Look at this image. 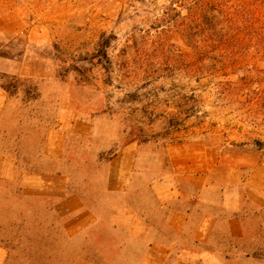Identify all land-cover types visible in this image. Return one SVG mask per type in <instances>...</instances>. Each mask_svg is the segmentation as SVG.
<instances>
[{
    "label": "rangeland",
    "instance_id": "obj_1",
    "mask_svg": "<svg viewBox=\"0 0 264 264\" xmlns=\"http://www.w3.org/2000/svg\"><path fill=\"white\" fill-rule=\"evenodd\" d=\"M0 16V264H264L257 203L234 190L264 158V0ZM223 192L247 199L240 236L169 224L178 206L221 213L202 199Z\"/></svg>",
    "mask_w": 264,
    "mask_h": 264
},
{
    "label": "crops",
    "instance_id": "obj_2",
    "mask_svg": "<svg viewBox=\"0 0 264 264\" xmlns=\"http://www.w3.org/2000/svg\"><path fill=\"white\" fill-rule=\"evenodd\" d=\"M8 0H0V6L4 5ZM13 3V1H12ZM4 17L0 16V33L4 31ZM1 35V34H0ZM1 37V36H0ZM260 171H264V158L257 163V165L253 166L251 169V174H249L245 180L240 179L237 181L234 186V190H244L248 192V197L253 199L255 203H257V215L261 217L264 223V175H258ZM258 182V183H257ZM202 183H205V179L195 178L193 180V189L201 188ZM232 189V187H230ZM225 191V190H224ZM227 191V190H226ZM232 195V193H230ZM230 194L223 192L219 198L209 199L204 198L202 201L205 203V206H216L219 205L221 207V213H199L197 210L196 204L193 207H183L178 206L176 209L169 210L168 221L174 230L184 229V226L191 225L193 220L198 216V220L194 229L199 232H212L217 229L221 230V227L218 226L222 221L224 222V231H232L235 235H241L244 229L245 223V211L244 204L247 200L244 196H236L234 194L230 196ZM183 197V196H181ZM232 197V198H231ZM182 199V198H181ZM199 199V198H198ZM235 200V204L231 205L230 201ZM183 200V199H182ZM201 200V199H199ZM181 201V200H180ZM223 209V210H222Z\"/></svg>",
    "mask_w": 264,
    "mask_h": 264
}]
</instances>
